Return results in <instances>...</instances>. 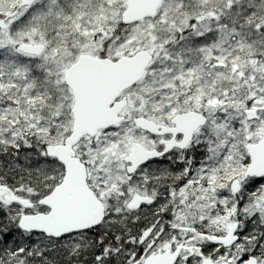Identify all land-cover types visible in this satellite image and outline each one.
I'll return each mask as SVG.
<instances>
[{
    "label": "snow or ice",
    "instance_id": "snow-or-ice-1",
    "mask_svg": "<svg viewBox=\"0 0 264 264\" xmlns=\"http://www.w3.org/2000/svg\"><path fill=\"white\" fill-rule=\"evenodd\" d=\"M0 264H264V0H0Z\"/></svg>",
    "mask_w": 264,
    "mask_h": 264
}]
</instances>
